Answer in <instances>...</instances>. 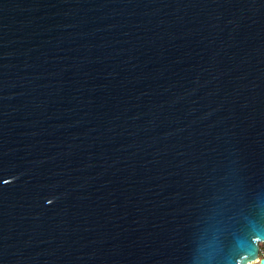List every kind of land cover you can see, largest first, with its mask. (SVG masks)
<instances>
[{
  "label": "water",
  "instance_id": "water-1",
  "mask_svg": "<svg viewBox=\"0 0 264 264\" xmlns=\"http://www.w3.org/2000/svg\"><path fill=\"white\" fill-rule=\"evenodd\" d=\"M262 242L264 0H0V264Z\"/></svg>",
  "mask_w": 264,
  "mask_h": 264
},
{
  "label": "built area",
  "instance_id": "built-area-1",
  "mask_svg": "<svg viewBox=\"0 0 264 264\" xmlns=\"http://www.w3.org/2000/svg\"><path fill=\"white\" fill-rule=\"evenodd\" d=\"M264 258V249L259 248L257 257L251 261H248L246 264H260V260Z\"/></svg>",
  "mask_w": 264,
  "mask_h": 264
},
{
  "label": "rangeland",
  "instance_id": "rangeland-1",
  "mask_svg": "<svg viewBox=\"0 0 264 264\" xmlns=\"http://www.w3.org/2000/svg\"><path fill=\"white\" fill-rule=\"evenodd\" d=\"M259 248H263L264 249V242L259 243Z\"/></svg>",
  "mask_w": 264,
  "mask_h": 264
}]
</instances>
